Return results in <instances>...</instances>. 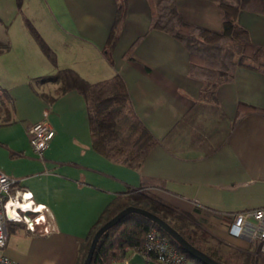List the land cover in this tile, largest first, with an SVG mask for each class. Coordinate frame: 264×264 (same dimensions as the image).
<instances>
[{
  "label": "crops",
  "instance_id": "obj_1",
  "mask_svg": "<svg viewBox=\"0 0 264 264\" xmlns=\"http://www.w3.org/2000/svg\"><path fill=\"white\" fill-rule=\"evenodd\" d=\"M38 2L47 9V25L34 27L53 60L30 28L20 39L0 27V91L9 96L0 110V170L16 179L15 189L31 192L34 214L44 219L34 231L8 222L0 253L20 264H77L79 245L104 207L129 187L151 183L207 233L196 239L202 248L229 263L242 264L246 252L257 255L256 264L264 262L245 237L227 230L234 212L264 205V112L235 119L239 101L264 108V74L237 66L232 81L217 86V104L201 101L204 83L188 75L186 47L170 33L149 28L147 0H126L110 52L105 44L117 0ZM176 4L185 19L222 29L213 0ZM238 21L264 45V14L241 10ZM64 66L89 81L122 76L135 113L161 140L138 168L95 150L81 92L56 93V82L39 79ZM45 110L55 134L41 159L29 143L28 127ZM9 224L23 230L10 233Z\"/></svg>",
  "mask_w": 264,
  "mask_h": 264
},
{
  "label": "trees",
  "instance_id": "obj_2",
  "mask_svg": "<svg viewBox=\"0 0 264 264\" xmlns=\"http://www.w3.org/2000/svg\"><path fill=\"white\" fill-rule=\"evenodd\" d=\"M16 1L22 2V0ZM147 1L151 10L149 28L170 33L186 47L188 75L204 83L200 94L201 101L217 104V86L232 81L237 66H244L264 74V45L253 41L248 28L238 21L241 10L264 14V0H213L221 18V30L185 19L177 7L176 0ZM126 11V0H117L115 21L105 44L108 52L116 43L118 26L123 21ZM29 28L45 54L53 60L54 53L48 43L34 25L30 24ZM137 41L138 39L131 44L127 53L133 49ZM39 79L56 82L58 84L56 93L76 88L83 94L87 105L93 147L110 160L138 168L151 147L161 141L151 133L135 113L125 82L119 73H114L102 80L89 81L74 68L64 66ZM47 97L50 98V95ZM7 99H9L8 94L1 90L0 110ZM259 110L264 112V108L239 101L235 119L241 118L250 111ZM153 184L162 185L160 182H153ZM151 185V183H141L137 187H129L126 192L117 194L104 207L79 245L77 264L83 263L90 241L99 226L130 204L156 212L190 242L215 256L196 241L198 237H206L207 233L196 226L188 214L185 215L167 204L158 188ZM8 222L19 221L8 220ZM151 228H156L162 235L167 236L187 259L193 260L196 264H205L183 250L152 219L138 212L125 214L116 224L102 233L90 264H115L116 260L124 256L126 247L140 249L146 232ZM253 249L256 251L257 248ZM215 257L228 264H238ZM256 258L257 255L246 252L242 264H256Z\"/></svg>",
  "mask_w": 264,
  "mask_h": 264
},
{
  "label": "built area",
  "instance_id": "obj_3",
  "mask_svg": "<svg viewBox=\"0 0 264 264\" xmlns=\"http://www.w3.org/2000/svg\"><path fill=\"white\" fill-rule=\"evenodd\" d=\"M47 116L48 111L45 110L41 119L33 121L28 127L29 143L41 159L55 134ZM15 184L16 179L13 176L0 170V247H3L7 240L8 220L23 222L28 230L34 231L35 225L44 219L42 214H34L36 206H31V192L15 189ZM25 204L27 206H24ZM11 205L17 218L10 214ZM43 228V231L48 230L45 226ZM227 230L233 236L245 237L254 248H257L258 253L264 254V205L234 212ZM124 251V256L116 260L115 264H128L129 254L135 251L145 255L147 259L154 260L156 264H185L187 260L185 254L156 228L146 232L140 249L126 247ZM0 264L20 263L0 253Z\"/></svg>",
  "mask_w": 264,
  "mask_h": 264
},
{
  "label": "water",
  "instance_id": "obj_4",
  "mask_svg": "<svg viewBox=\"0 0 264 264\" xmlns=\"http://www.w3.org/2000/svg\"><path fill=\"white\" fill-rule=\"evenodd\" d=\"M129 212H138L141 213L148 218L152 219L155 223H157L161 228H163L179 245L185 250L188 254L196 257L201 260L205 264H228L215 256L210 255L200 247L196 246L192 242H190L186 237H184L176 228H174L165 218L161 217L159 214L152 210H148L141 206L137 205H128L118 211L114 216L105 221L103 224L99 226V228L95 231L90 245L86 254V257L82 264H90L93 256V252L95 250L98 239L102 235L104 231L108 228L116 224L125 214ZM128 264H156L154 260L147 259L145 255L140 252H132L129 254L127 258Z\"/></svg>",
  "mask_w": 264,
  "mask_h": 264
},
{
  "label": "rangeland",
  "instance_id": "obj_5",
  "mask_svg": "<svg viewBox=\"0 0 264 264\" xmlns=\"http://www.w3.org/2000/svg\"><path fill=\"white\" fill-rule=\"evenodd\" d=\"M40 15L44 16L45 18H42ZM46 19H47V9L44 8L42 2L40 5L38 0H26L20 3H17L16 0H0V27L9 29L8 32L13 37L15 35V37L18 36L20 39H22V35L27 36L25 30L26 28H29L30 24L42 28L44 27V23H45V28H46L47 25ZM167 215L169 214L167 213ZM18 229L23 230V227L21 225L11 226V224H9L10 233H12V230H18ZM256 253L263 254L258 252ZM220 258L227 261L225 258L222 257ZM187 261L194 262L191 259H187ZM258 264H264V262H260Z\"/></svg>",
  "mask_w": 264,
  "mask_h": 264
},
{
  "label": "bare ground",
  "instance_id": "obj_6",
  "mask_svg": "<svg viewBox=\"0 0 264 264\" xmlns=\"http://www.w3.org/2000/svg\"><path fill=\"white\" fill-rule=\"evenodd\" d=\"M24 206H27L26 204ZM10 214H13L15 216L14 218H17V214L14 212L12 205L10 206Z\"/></svg>",
  "mask_w": 264,
  "mask_h": 264
}]
</instances>
